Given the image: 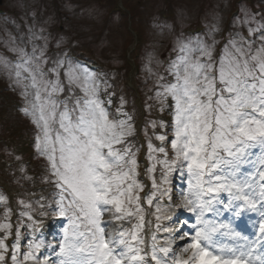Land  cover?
I'll use <instances>...</instances> for the list:
<instances>
[{
  "label": "snow or ice",
  "instance_id": "obj_1",
  "mask_svg": "<svg viewBox=\"0 0 264 264\" xmlns=\"http://www.w3.org/2000/svg\"><path fill=\"white\" fill-rule=\"evenodd\" d=\"M234 24L246 28L247 36L230 33L218 59L214 39L209 44L200 36L177 37L176 55L167 67L173 80L159 76L155 91L161 111L172 101V155L163 146L167 135H156L160 147L149 139L151 191L144 197L123 98L117 113L124 118H114L102 99L109 85L100 74L68 53L47 67L46 45L33 44L28 51L12 39L8 50L15 60L0 56V68L21 90L20 111L37 129L34 147L46 159L50 177L45 180L51 178L57 193L54 210L51 202L33 207L18 201L30 239L21 253V219L11 264H264V19L244 12ZM65 92L69 95L60 99ZM157 165L159 180L153 176ZM177 171L186 174L187 187L174 191L171 177ZM7 199L0 194V202ZM142 202L154 207L157 221L150 241L143 236ZM177 209L190 214L180 221L182 227H162L160 222L171 221ZM50 210L67 223L58 240L46 243L38 236L43 223L33 214L43 217ZM248 213L258 217L251 238L236 224ZM3 215L7 221L11 209L5 207ZM12 228L0 222V264H6ZM160 232L167 234L163 241ZM45 248L50 253L39 255Z\"/></svg>",
  "mask_w": 264,
  "mask_h": 264
},
{
  "label": "rangeland",
  "instance_id": "obj_2",
  "mask_svg": "<svg viewBox=\"0 0 264 264\" xmlns=\"http://www.w3.org/2000/svg\"><path fill=\"white\" fill-rule=\"evenodd\" d=\"M244 12L255 15L257 20L264 19V0H1L0 56L15 60V54L8 50L14 38L16 45L25 47L28 51H31L33 44L38 47L46 45L45 52L49 58L47 67H51V61L64 53H68L73 60V56L78 55L86 64L95 66L99 64L101 72L94 71L89 66L78 62L100 74L99 78L102 82L107 81L109 87L102 89V99L110 101L108 110L114 118H124L117 113L123 98V112L132 118L134 131L128 138V143L131 151L136 153L137 178L145 186L140 195L144 197V192L151 180L148 174L146 175L148 180L144 177L141 168L144 165L147 170L152 162H140L141 155L137 148L138 132L141 130L142 133L149 135L148 140L150 139L152 144L153 139L156 140V135H167L168 141L163 146L167 148L171 157L172 109L170 105L172 101L170 98L169 107L163 110L170 118L167 122L163 121L166 126H157L156 132L151 122L155 121L153 117L156 109L160 108V104L155 99L157 78L165 77L164 82H167L169 77L173 80L167 72V67L175 58L174 47L177 37L200 36L209 44L214 39L217 42L214 47V57L218 59L230 33L239 30L247 36L246 28L234 24L235 18L242 16ZM189 28H198L196 31L199 32L189 34L187 32ZM214 28L216 31H213ZM137 85L141 87V94L136 93ZM20 91V88L13 83V78L0 68V183L5 180H14L19 184L24 182L30 184L33 180V182L37 181L34 184L36 186L42 181L46 184L38 191L39 194L34 189L15 196H12L9 191L3 192L4 194L0 192L8 198L7 204L0 205V214L3 215L5 207L11 209V216L7 221L0 217V222H10L13 225L12 234L6 240L7 244L13 243L14 226H17L21 219L24 221V224L20 225L22 253L27 250L30 237L25 227L28 223L27 218L20 217L16 220L15 211L23 210V206L18 201L23 199L33 207H39L37 202L46 207L51 202L52 210H54L57 189L51 178L48 181L45 180L46 176L50 177L49 167L46 159L40 156L34 147L37 129L31 119L20 111L24 105ZM77 94L81 93L77 90L75 95ZM64 95L68 96L69 93L61 94L63 98ZM139 98L146 108L145 116L143 115L145 110L142 113L143 106L139 104ZM141 120H144L143 125H140ZM253 152L257 153L258 149H253ZM158 155L157 157L163 158ZM28 159L31 160L29 169L22 164ZM11 162L13 166L10 165ZM245 170H248V166H245ZM160 175V166L157 165L153 176L159 180ZM171 179L174 191L187 187L186 174L177 171L172 173ZM50 192L53 195L50 196ZM175 202L179 203V197H175ZM142 206L145 209V223L147 217V220L149 219L147 222H151L146 203L142 202ZM52 210L43 217L33 214L34 219L41 220L43 223L41 233L38 234L39 238L43 235L42 231L49 233V237L44 239L46 243L58 240L63 226L67 223L66 218L54 217ZM153 211L154 207L151 212ZM189 215L185 210L177 209L172 220L163 223V226L173 230L179 229L182 227L180 221L188 218ZM152 217L155 219L153 215ZM257 219L255 213H248L246 217L238 219L236 224L243 223L248 226L250 232L248 236L251 238L255 232L253 225ZM124 226L130 228L131 224L125 223ZM184 228L187 230L186 226ZM237 230L246 235L245 228ZM2 235L3 232L0 230V236ZM166 235L165 233L159 239L163 241ZM221 242L230 243L231 241L221 238ZM179 243L177 240V244ZM50 251L47 248L42 249L39 255H48ZM20 258L22 259V255Z\"/></svg>",
  "mask_w": 264,
  "mask_h": 264
},
{
  "label": "trees",
  "instance_id": "obj_3",
  "mask_svg": "<svg viewBox=\"0 0 264 264\" xmlns=\"http://www.w3.org/2000/svg\"><path fill=\"white\" fill-rule=\"evenodd\" d=\"M138 72V71H137ZM137 74V73H136ZM172 82V79L169 77V79H168V81L167 82ZM141 87L139 86V85H137V87H136V90H137V92L136 93H140L141 94V89H140ZM131 91H133V89H131ZM153 94H151V96H152ZM142 103H143V101H142ZM168 104L170 105V103H169V100H168ZM143 107H144V110H145V114H147V111H146V108H145V106H144V103H143ZM154 119H155V122H156V124H157V126L159 127V125H160V122L161 121H168L170 118H169V116L166 114V112L165 111H161L160 110V108H157L156 109V113H155V116L153 117ZM146 125H149L148 123H146ZM158 127H156V129H155V131L157 132L158 131ZM160 129V128H159ZM144 135H145V138H146V141L148 142L149 140H148V136L149 135H147V134H145L144 133ZM13 140H15L14 138H12ZM16 141V140H15ZM155 141H157V140H154L153 139V143L155 142ZM158 143L162 146V144H161V142L160 141H158ZM12 145H15V144H12ZM156 146V145H155ZM158 156H161V155H158ZM30 164H31V162H30V159H28V160H26L24 163H23V165H24V167L26 166L28 169L30 168L29 166H30ZM35 177V176H34ZM30 181V180H29ZM2 183H4L5 185H7L9 188H10V191H11V193H12V195L13 196H15V195H17L18 193H21V194H24V193H26V192H28L29 190H31V189H34V190H37V192L36 193H38V191H40L42 188H44V187H42V186H44L45 185V182L44 181H42L41 183H40V185H38V186H40V187H38V186H36V185H34L35 183H37V181L36 182H33V180H32V182H30V184H28V182H24V183H21V184H19V183H16V182H14V180H9V181H7V180H5V181H3ZM37 187V188H36ZM39 194V193H38ZM51 195H53V193L52 192H50V196ZM0 205H4V203L3 202H0ZM5 209V208H4ZM18 209V208H17ZM0 217H3L4 218V215H2V214H0ZM18 218H20V216H19V211H17L16 212V220L18 219ZM5 219V218H4ZM155 222H156V220L153 218V223L155 224ZM153 224V225H154ZM153 228H152V232L153 231H155V227L154 226H152ZM44 231H42V233H43ZM41 233V232H40ZM39 233V234H40ZM44 236H45V238H48L49 237V233H48V231H46V233H44L43 234ZM42 236V235H41ZM15 242V241H14ZM12 244V243H11ZM11 244L9 243L8 245H9V247L11 246ZM10 250V249H9ZM10 251H8L7 253H5V258H6V264H11V262H10V257H11V252L9 253Z\"/></svg>",
  "mask_w": 264,
  "mask_h": 264
},
{
  "label": "bare ground",
  "instance_id": "obj_4",
  "mask_svg": "<svg viewBox=\"0 0 264 264\" xmlns=\"http://www.w3.org/2000/svg\"><path fill=\"white\" fill-rule=\"evenodd\" d=\"M12 130H13V129H12ZM10 131H11V130H10ZM12 134H13V132H12ZM24 162H25V161H23L22 164H23ZM38 174H39V173H38Z\"/></svg>",
  "mask_w": 264,
  "mask_h": 264
},
{
  "label": "water",
  "instance_id": "obj_5",
  "mask_svg": "<svg viewBox=\"0 0 264 264\" xmlns=\"http://www.w3.org/2000/svg\"><path fill=\"white\" fill-rule=\"evenodd\" d=\"M0 2H1V0H0Z\"/></svg>",
  "mask_w": 264,
  "mask_h": 264
}]
</instances>
